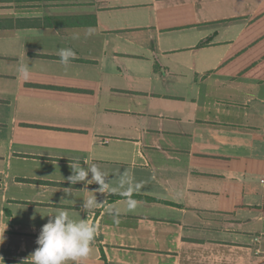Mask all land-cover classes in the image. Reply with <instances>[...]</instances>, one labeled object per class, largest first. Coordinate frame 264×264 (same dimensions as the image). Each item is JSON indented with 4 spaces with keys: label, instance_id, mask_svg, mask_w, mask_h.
<instances>
[{
    "label": "crops",
    "instance_id": "0c3cea01",
    "mask_svg": "<svg viewBox=\"0 0 264 264\" xmlns=\"http://www.w3.org/2000/svg\"><path fill=\"white\" fill-rule=\"evenodd\" d=\"M60 208L97 229L81 264H264V0H0L4 264Z\"/></svg>",
    "mask_w": 264,
    "mask_h": 264
},
{
    "label": "clouds",
    "instance_id": "9594fccd",
    "mask_svg": "<svg viewBox=\"0 0 264 264\" xmlns=\"http://www.w3.org/2000/svg\"><path fill=\"white\" fill-rule=\"evenodd\" d=\"M95 29L91 26L85 29V35L91 36ZM78 38V34L74 36ZM59 62L67 65L70 58L75 56V52L70 48H61L58 50ZM19 76L23 80L30 78L31 70L27 64H20L17 68ZM72 174L67 177L70 185L87 184L98 185L93 190H88L87 197L81 204V209L86 213L92 209L99 208L104 201H98L97 193H103L106 190L115 192L116 188L110 187L106 179V173L102 171L95 163L90 167H82L78 161H72L69 164ZM90 176V178H89ZM121 195L125 198V204L129 211L135 210L140 203L133 198L134 193H139L143 187V182L131 181L127 173H122L119 178ZM65 193L72 191L71 188L64 189ZM115 218V213H113ZM97 229L94 225L88 223L84 218L74 220L70 218L66 209H57L55 215L50 216L48 222L44 224L36 239L37 247L26 258L19 261V264H81L91 251L92 242L95 239ZM5 241L4 234L0 235V245ZM0 261L3 257L0 256ZM4 264V261H3Z\"/></svg>",
    "mask_w": 264,
    "mask_h": 264
}]
</instances>
